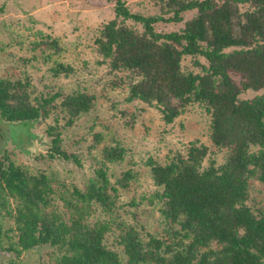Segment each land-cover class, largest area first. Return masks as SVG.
Returning a JSON list of instances; mask_svg holds the SVG:
<instances>
[{
  "label": "trees",
  "instance_id": "1",
  "mask_svg": "<svg viewBox=\"0 0 264 264\" xmlns=\"http://www.w3.org/2000/svg\"><path fill=\"white\" fill-rule=\"evenodd\" d=\"M157 1L160 13L144 14L117 0L116 16L95 38L99 62L114 73L113 87L127 89V101L140 99L157 106L166 123L191 103L204 106L211 115L214 145L228 150L225 161L210 159L205 165L211 150L200 140H192L184 152L175 151L167 162L150 156L147 164L159 187L150 201L162 204L163 228L143 232L118 220V215L92 218L95 210L114 213L120 189L136 176L130 168L115 182L111 179L108 162L125 159L124 145L103 147L102 159L83 189L64 184L59 190L54 176L33 172L4 152L0 247L7 241L16 257L25 250L51 246L55 264H264V211L249 203L254 182L264 183V91L250 98L240 96L248 89L264 90V0ZM245 4L248 8L242 10ZM188 10L196 13L181 30L156 29L159 21H182ZM130 18L143 29L127 24ZM44 37L38 45L45 43L51 53L62 50L56 37ZM187 54L196 57L199 71L183 65ZM51 69L55 75L74 71L62 61ZM36 89L30 75L0 77V119L36 123L59 110L66 125H72L97 98L80 87L52 95H36ZM45 136L46 140L38 139L49 144L48 156L80 162L62 147L63 131L56 125L50 124ZM7 217L16 224V239L9 235L12 228L4 226ZM113 229L120 231L124 257L106 244ZM9 264L34 263L11 258Z\"/></svg>",
  "mask_w": 264,
  "mask_h": 264
},
{
  "label": "rangeland",
  "instance_id": "2",
  "mask_svg": "<svg viewBox=\"0 0 264 264\" xmlns=\"http://www.w3.org/2000/svg\"><path fill=\"white\" fill-rule=\"evenodd\" d=\"M133 12L144 14L160 13L157 0H122ZM160 1V0H159ZM161 2V1H160ZM117 0H0V77H24L30 75L37 92L52 95L67 93L83 88L97 96L94 107L81 114L72 125H66L64 113L53 112L41 122L31 120L8 122L0 119V155L8 152L18 163L33 172L45 171L54 176L59 190L63 185H77L85 188L95 167L102 159L103 147L120 143L127 149L124 160L108 162L111 179L116 181L122 172L132 168L136 176L127 188H121L116 200L118 209L114 213L93 211L92 218H110L118 215V220L131 223L143 232H159L163 228L162 205L158 199L150 201L151 195L159 187L151 175L147 160L153 156L167 162L177 150L186 151L192 140H200L210 147L204 164L216 159L220 164L226 159L228 150L214 145L211 132V115L197 102L187 106L185 112L173 122L166 123L161 110L140 99L127 101L125 87H113L110 83L114 73L106 63H100L95 38L104 23L116 16ZM248 5H242V10ZM196 10L183 13L182 21H159V31L181 30L187 19ZM126 23L142 30L141 23L132 18ZM56 37L62 46L58 53L43 43L44 35ZM45 38V39H44ZM200 60L208 64L203 55ZM196 57L185 55L183 65L199 71ZM57 61L71 64L74 71L55 75L52 66ZM264 90H245L242 98H250ZM60 97L57 99L60 102ZM50 124L63 131L62 147L76 154L78 163L72 158L50 157L46 150L49 144L38 138L47 139L45 131ZM31 132L39 135L33 138ZM97 134H99L97 136ZM62 186V187H61ZM250 205L254 210L264 211V183L254 182ZM57 204L60 205L59 202ZM62 210L63 206H59ZM98 209V208H97ZM5 228L16 239V224L13 219H5ZM119 229L111 230L105 238L106 244L116 248L124 257L120 244ZM217 246L216 244H214ZM8 243L0 247V264H9L11 258L34 264H55L53 247L40 246L25 250L18 257L8 249Z\"/></svg>",
  "mask_w": 264,
  "mask_h": 264
}]
</instances>
